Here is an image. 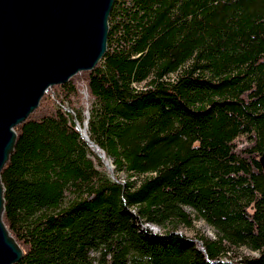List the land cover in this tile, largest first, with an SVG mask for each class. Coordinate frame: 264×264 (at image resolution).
<instances>
[{
	"label": "trees",
	"instance_id": "1",
	"mask_svg": "<svg viewBox=\"0 0 264 264\" xmlns=\"http://www.w3.org/2000/svg\"><path fill=\"white\" fill-rule=\"evenodd\" d=\"M14 130L17 264H264V0H115L100 63Z\"/></svg>",
	"mask_w": 264,
	"mask_h": 264
},
{
	"label": "water",
	"instance_id": "2",
	"mask_svg": "<svg viewBox=\"0 0 264 264\" xmlns=\"http://www.w3.org/2000/svg\"><path fill=\"white\" fill-rule=\"evenodd\" d=\"M114 1L0 0V173L14 151V129L45 93L105 56ZM259 163L264 172V152ZM4 192L0 177V264H17L23 252L3 222Z\"/></svg>",
	"mask_w": 264,
	"mask_h": 264
},
{
	"label": "rangeland",
	"instance_id": "3",
	"mask_svg": "<svg viewBox=\"0 0 264 264\" xmlns=\"http://www.w3.org/2000/svg\"><path fill=\"white\" fill-rule=\"evenodd\" d=\"M83 87L80 90L82 97L84 100H87V97L85 95V91H83ZM124 177L122 176L121 179H123ZM149 229L156 233V234H161L162 231L161 229L157 228V227H149ZM180 234H182L185 237H189V238H196L198 236H203V237H207L210 239H214L215 238V231L210 228L209 226H207L206 224H204L203 222L199 221V222H194L193 223V228L191 229H186V228H181L179 229ZM258 254L257 253H253L248 251L245 248H240L239 250L235 251L232 253L231 257H233L236 261H239L240 259H243L244 257H249V258H255L257 257ZM93 257H96V255H94Z\"/></svg>",
	"mask_w": 264,
	"mask_h": 264
}]
</instances>
